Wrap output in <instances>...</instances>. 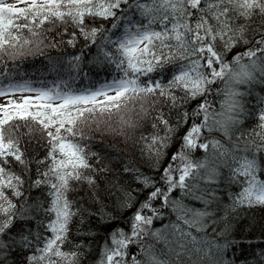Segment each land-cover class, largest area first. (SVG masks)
Returning a JSON list of instances; mask_svg holds the SVG:
<instances>
[{
  "label": "trees",
  "instance_id": "obj_1",
  "mask_svg": "<svg viewBox=\"0 0 264 264\" xmlns=\"http://www.w3.org/2000/svg\"><path fill=\"white\" fill-rule=\"evenodd\" d=\"M111 82L0 109V264H264V0L2 10L0 87Z\"/></svg>",
  "mask_w": 264,
  "mask_h": 264
},
{
  "label": "rangeland",
  "instance_id": "obj_2",
  "mask_svg": "<svg viewBox=\"0 0 264 264\" xmlns=\"http://www.w3.org/2000/svg\"><path fill=\"white\" fill-rule=\"evenodd\" d=\"M34 1L39 0H0V19L2 15V10L11 8V9H17L23 5L32 3ZM144 42L143 40H139L136 42L131 41L129 44L125 45L124 51L126 53H135L139 45H142ZM127 85L122 82H111L103 85L100 89L97 91L90 93V94H79L75 93L73 91H66V92H60V93H52L51 91L47 89H41V88H32L27 84H22L17 88H14L12 90L2 88L0 87V109L5 108L12 102L21 103L23 101H32L33 103H38L41 105H49V106H58L65 103H68L70 101H81L85 104H92L97 103L99 101H102L103 99H106L108 97L114 96L116 94H119L121 91H123ZM183 160V159H182ZM183 162V165H180L181 172L183 174H186L187 171H189V166ZM252 194L254 195V199L260 202H264V183L263 182H256L253 187ZM142 219L141 216H137V224L134 228V231L132 233V237H137L145 234V224L140 223V228H137L139 226V221ZM139 220V221H138ZM150 235V234H149ZM156 239V238H154ZM123 243V242H122ZM124 247L123 245H120L119 247L115 248L112 252L113 254L116 253L114 256L115 259H112L113 254L110 255L109 264H130V261H127L126 263H123V258H120L122 256V250ZM151 250H146L144 257L146 255L150 256ZM146 258V257H145Z\"/></svg>",
  "mask_w": 264,
  "mask_h": 264
}]
</instances>
